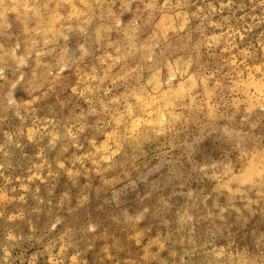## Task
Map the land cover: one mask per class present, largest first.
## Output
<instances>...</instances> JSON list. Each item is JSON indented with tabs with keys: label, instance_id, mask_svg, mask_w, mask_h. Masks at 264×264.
<instances>
[{
	"label": "rangeland",
	"instance_id": "obj_1",
	"mask_svg": "<svg viewBox=\"0 0 264 264\" xmlns=\"http://www.w3.org/2000/svg\"><path fill=\"white\" fill-rule=\"evenodd\" d=\"M0 264H264V0H0Z\"/></svg>",
	"mask_w": 264,
	"mask_h": 264
},
{
	"label": "bare ground",
	"instance_id": "obj_2",
	"mask_svg": "<svg viewBox=\"0 0 264 264\" xmlns=\"http://www.w3.org/2000/svg\"><path fill=\"white\" fill-rule=\"evenodd\" d=\"M66 1V0H65ZM56 7V6H55ZM140 144V143H139ZM134 152V151H133ZM252 172V171H251ZM235 178V177H234ZM227 184V183H226ZM254 189V188H253ZM246 194V193H245ZM233 195V194H232ZM231 263V262H230Z\"/></svg>",
	"mask_w": 264,
	"mask_h": 264
}]
</instances>
